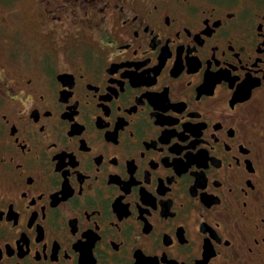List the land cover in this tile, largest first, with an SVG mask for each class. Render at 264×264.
Here are the masks:
<instances>
[{"label":"flooded vegetation","instance_id":"obj_1","mask_svg":"<svg viewBox=\"0 0 264 264\" xmlns=\"http://www.w3.org/2000/svg\"><path fill=\"white\" fill-rule=\"evenodd\" d=\"M0 5V264H264V0Z\"/></svg>","mask_w":264,"mask_h":264},{"label":"rangeland","instance_id":"obj_2","mask_svg":"<svg viewBox=\"0 0 264 264\" xmlns=\"http://www.w3.org/2000/svg\"><path fill=\"white\" fill-rule=\"evenodd\" d=\"M0 1H2V0H0ZM18 1V11H19V13H21L20 15H21V17H23V22H26V20L28 19V18H30L31 16L29 15V13L27 12L28 10L27 9H25V5L28 3V2H30L31 0H17ZM0 6H2V5H0ZM3 11V10H2Z\"/></svg>","mask_w":264,"mask_h":264}]
</instances>
